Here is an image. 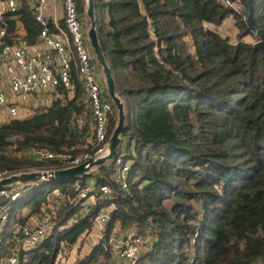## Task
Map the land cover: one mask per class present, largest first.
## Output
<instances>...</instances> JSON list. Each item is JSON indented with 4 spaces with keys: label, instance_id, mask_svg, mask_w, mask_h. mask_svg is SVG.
Wrapping results in <instances>:
<instances>
[{
    "label": "trees",
    "instance_id": "1",
    "mask_svg": "<svg viewBox=\"0 0 264 264\" xmlns=\"http://www.w3.org/2000/svg\"><path fill=\"white\" fill-rule=\"evenodd\" d=\"M229 2L93 0L98 41L124 105L121 146L113 160L82 178L28 184L13 204L0 197V206L9 207L0 261L15 248L13 228L51 215L53 204L51 235L19 254V264H56L104 208L105 235L76 264H116L110 239L128 230L152 239L133 264L264 261V50L254 47L264 45V0ZM77 11L85 14V0H77ZM228 18L235 42L219 32ZM19 28L28 47L37 43L40 27L28 0L0 19L5 43ZM70 79L69 88L54 89L48 105L0 124V172L66 167L28 157L33 149H73L74 155L91 149V126L74 124L86 111L75 70ZM117 158L130 163L125 190L111 181ZM90 180L117 196H96L84 215L77 190ZM55 190L60 197L53 199Z\"/></svg>",
    "mask_w": 264,
    "mask_h": 264
},
{
    "label": "built area",
    "instance_id": "2",
    "mask_svg": "<svg viewBox=\"0 0 264 264\" xmlns=\"http://www.w3.org/2000/svg\"><path fill=\"white\" fill-rule=\"evenodd\" d=\"M222 1L226 6H231L229 0ZM47 2L48 0H29L34 19L40 27L37 42L43 44L47 48L46 51L31 52L24 43L20 28L15 31L12 43L3 41L6 31L0 30V124L18 118L19 110L24 105L32 103L31 97L43 102V98L52 97L51 93L55 88L59 86L69 88L71 72L75 70L83 88L86 111L75 118L74 124L79 129L87 124L91 126L86 139L91 149L77 155L72 154L73 149L62 153L35 149L26 152L30 158L55 161L66 166L62 169H68L107 154L108 123L114 112V105L107 99L104 82L99 80L96 73L94 57L92 58L86 48V37L77 11V0H61L64 16L63 25L60 26L51 24L46 18ZM17 9L18 0L0 1V19L4 13H15ZM41 102L39 106H46ZM115 166L116 171L111 181L119 190H125L128 188L127 174L130 166L123 164L121 158L116 159ZM49 171L52 170L40 172ZM7 174H9L7 171H1L0 181L11 177ZM23 190L21 187H10L0 191V197L13 204L21 198ZM77 191L76 202L84 201L81 210L84 215L88 213V204L94 201L96 196H117V192H112L108 184L95 187L90 183ZM52 197L53 199L60 197L59 191L55 190ZM8 209L7 206H0V245L4 241ZM51 209V215L33 219L24 226L13 228L10 240L15 243V248L9 250L0 264H19V254L30 252L51 235L54 225L51 218L57 212V208L53 204ZM108 220L109 208L102 209L94 219L95 224L103 226L102 233L98 236L100 239ZM110 243L114 248L116 260L119 261H115L116 264H133L147 246V242L133 232L125 233L120 239L111 238ZM259 264H264V261Z\"/></svg>",
    "mask_w": 264,
    "mask_h": 264
},
{
    "label": "water",
    "instance_id": "3",
    "mask_svg": "<svg viewBox=\"0 0 264 264\" xmlns=\"http://www.w3.org/2000/svg\"><path fill=\"white\" fill-rule=\"evenodd\" d=\"M85 2H86L85 14L88 18L90 25L87 31V39L90 44L94 59L101 68L107 95L117 112V124L114 131L112 132V134L108 139L107 154L96 160H89L86 163L68 169L52 170L49 172H30V173H22L19 175H13L9 178H5L0 181V191L19 184H28V183L35 184V183H43L49 181L82 178L88 175L93 169L99 168L104 164H106L107 162L113 160L117 150L121 146L122 143L121 136L123 134L124 125H125L124 105L122 104L121 99L118 97V95L115 92V84L112 77V73L106 62L103 51L98 41L93 0H85ZM254 47L264 50V45L261 42L255 43Z\"/></svg>",
    "mask_w": 264,
    "mask_h": 264
},
{
    "label": "crops",
    "instance_id": "4",
    "mask_svg": "<svg viewBox=\"0 0 264 264\" xmlns=\"http://www.w3.org/2000/svg\"><path fill=\"white\" fill-rule=\"evenodd\" d=\"M45 15L51 24L58 25V26L63 25L64 14H63V7L61 4V0H48L46 10H45ZM28 48L31 52H34V51L44 52L47 50V48L40 42H37L36 44L29 46ZM89 51L93 58L94 56H93L92 50L90 49ZM98 78L100 81H103L101 77L98 76ZM30 100L32 103L24 105L19 110L20 113H19L18 118H27L30 115V112H32L35 108L39 107V104L42 101L34 97H31ZM46 103L47 102H41V104H46ZM34 172H40V171H34ZM24 214H26V212ZM100 229L101 227L94 223L92 230L88 234H84L83 236H81L78 242L74 246H72L70 251L67 253L69 264H76L77 260L83 259L91 253V251L93 250V248L97 245L99 241L98 236L96 234L97 232H99ZM4 231H5V228H4ZM119 234L120 233H118L117 236Z\"/></svg>",
    "mask_w": 264,
    "mask_h": 264
},
{
    "label": "rangeland",
    "instance_id": "5",
    "mask_svg": "<svg viewBox=\"0 0 264 264\" xmlns=\"http://www.w3.org/2000/svg\"><path fill=\"white\" fill-rule=\"evenodd\" d=\"M80 17V21H81V24H82V29H83V32L85 34V37H86V41H85V45H86V48L88 49V51L91 49L90 47V44L88 42V39H87V31L89 29V21H88V18L86 16V14H82V15H79ZM219 32L223 35V36H226L227 38H229L232 42H235L236 41V35H237V29L235 28V25H234V21L232 18H228L220 27H219ZM247 41H252L250 40L249 38H247ZM90 52V51H89ZM95 60V59H94ZM95 62V61H94ZM96 64V73L99 77H101L103 79V74L101 72V68L99 67V65L97 64V62L95 63ZM105 86V85H104ZM52 100V97L49 99L47 97L43 98V102H47L45 105H48L49 104V101ZM115 109V107H114ZM115 115H117V112H116V109H115ZM122 160V159H121ZM110 162V161H109ZM123 162V161H122ZM125 164L127 167L130 166V163H123ZM97 168L93 169L91 172H94L96 171ZM90 172V173H91ZM8 176H13V175H19V173H10L7 174ZM93 180H90L89 182L91 183ZM93 183V182H92ZM28 184H32V183H28ZM28 184H19V185H15L13 186V188H22L25 190V187L26 185ZM89 184V183H88ZM23 190V192H24ZM93 202V201H90V203ZM26 211H24L25 213ZM101 227V229L99 230V232H97V236H99L101 233H102V229H103V226L99 225ZM127 232H133V233H136V234H139L146 242H147V246L144 248V251L142 252H145L146 250L149 249V245H151V242H152V239L150 238V235L148 233H139L138 231L136 230H128V231H125V232H122L120 233L117 237H113L114 239H120L123 237V235ZM105 235V230L103 232V236ZM112 238V239H113ZM100 240V238H98ZM141 254V253H140ZM63 256V255H62ZM60 257L57 261L56 264H69L68 261V254L63 256V257ZM68 259V260H67ZM113 261H118V259L116 260V257L115 255H113ZM119 262V261H118ZM121 263V262H120Z\"/></svg>",
    "mask_w": 264,
    "mask_h": 264
}]
</instances>
